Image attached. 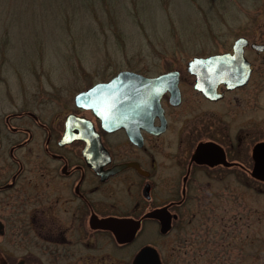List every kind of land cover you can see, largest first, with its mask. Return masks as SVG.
<instances>
[{
    "label": "flooded vegetation",
    "instance_id": "obj_1",
    "mask_svg": "<svg viewBox=\"0 0 264 264\" xmlns=\"http://www.w3.org/2000/svg\"><path fill=\"white\" fill-rule=\"evenodd\" d=\"M245 37L247 80L218 82L211 98L195 87L186 62L192 77L188 91L200 96L188 107L183 72L171 68L178 71V98L165 90L158 114L147 102L141 112L136 95L125 93L117 112L124 125L116 128L104 127L74 97L72 107L52 123L31 111L25 113L31 126L11 124L22 114L5 117L6 125H0V264H96L97 259L106 264L108 241L124 250L155 227L161 235L183 230L187 244L186 229L207 206H199L197 214L186 209L201 201L209 183H227L222 186L232 196L235 182L246 190L253 182L264 184V165L256 169L257 150L264 145V40ZM224 51L232 52V46ZM69 115L74 131L65 134ZM200 146L206 148L196 159ZM259 156L264 160V151ZM157 176L164 179V190H156ZM155 209H163L168 221L163 232L160 217L149 214ZM111 220H125L120 235L129 238L119 240L108 226ZM147 246L155 248L142 247L135 264Z\"/></svg>",
    "mask_w": 264,
    "mask_h": 264
},
{
    "label": "rangeland",
    "instance_id": "obj_2",
    "mask_svg": "<svg viewBox=\"0 0 264 264\" xmlns=\"http://www.w3.org/2000/svg\"><path fill=\"white\" fill-rule=\"evenodd\" d=\"M108 2L0 0L1 126L17 114L22 116L12 125L31 126L28 111L52 123L72 107L76 91L121 68L146 75L180 69L188 107L200 98L188 91V59L227 50L240 35L264 40V0ZM158 177L156 190H164ZM226 184L209 183L201 201L186 209L197 214L207 206L186 229L189 243L182 242L181 229L161 235L158 227L147 228L124 250L108 241L106 264H135L148 244L163 264H264V184L256 181L246 190L235 182L233 196ZM211 206L217 209L211 212Z\"/></svg>",
    "mask_w": 264,
    "mask_h": 264
},
{
    "label": "water",
    "instance_id": "obj_3",
    "mask_svg": "<svg viewBox=\"0 0 264 264\" xmlns=\"http://www.w3.org/2000/svg\"><path fill=\"white\" fill-rule=\"evenodd\" d=\"M245 44L246 38L240 36L233 42L232 52L225 51L205 56H193L188 60L187 69L195 75V87L211 98L214 96L215 85L218 82H224L227 85L245 82L249 73L248 61L243 56V46ZM253 45L258 46L255 43ZM177 80V70H169L148 76L133 70L123 69L109 80L97 82L91 87L78 92L74 99L77 105L92 109L94 115L102 120L104 127L112 129L124 125L120 121L121 117L117 116L120 102H126L123 94L132 95L133 92L136 95L135 102H140L139 110L141 112L144 111L143 103L147 102L152 109L153 107L155 108L156 113L160 114L162 108L159 104V99L165 90H170L172 96L176 99L178 98ZM138 95L139 98H137ZM70 118L71 115L67 116L65 134L74 131ZM82 120L91 129L90 121L85 118H82ZM204 148L206 147L200 146L197 149L194 155L196 159L200 157L199 154ZM261 151H264V145L259 146L257 150V171L260 166L264 165V160H261L259 156ZM149 214L160 217L161 231H165L168 227V221L163 215V209H155ZM124 222L125 220H120V222L111 220L110 224H108L119 240L129 238V235H120L122 231H125L122 226ZM117 223H119V227H117ZM137 264H160L156 250L151 246L145 247Z\"/></svg>",
    "mask_w": 264,
    "mask_h": 264
},
{
    "label": "trees",
    "instance_id": "obj_4",
    "mask_svg": "<svg viewBox=\"0 0 264 264\" xmlns=\"http://www.w3.org/2000/svg\"><path fill=\"white\" fill-rule=\"evenodd\" d=\"M103 3H105V4H108V3H110V2H108V0H101ZM2 3V2H1ZM3 4V3H2ZM88 4H90V0H89V3ZM66 10V9H65ZM67 11V10H66Z\"/></svg>",
    "mask_w": 264,
    "mask_h": 264
}]
</instances>
